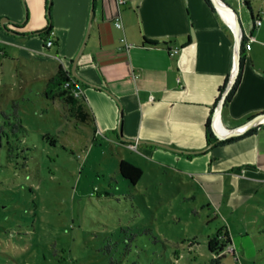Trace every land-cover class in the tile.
<instances>
[{"label":"crops","instance_id":"obj_1","mask_svg":"<svg viewBox=\"0 0 264 264\" xmlns=\"http://www.w3.org/2000/svg\"><path fill=\"white\" fill-rule=\"evenodd\" d=\"M226 1L240 12L245 34L240 70L219 113L237 34L207 0H0V53L16 55L22 75L47 82L63 66L75 76L81 95L70 89L57 95L76 120H92L95 140L129 148L121 122L123 136L135 140L133 149L148 163L202 182L226 175L246 202L264 187V122L228 141L209 137H217V118L229 130L264 113V0ZM49 13L50 33H36L48 27ZM124 158L143 169L141 180L139 157Z\"/></svg>","mask_w":264,"mask_h":264},{"label":"rangeland","instance_id":"obj_2","mask_svg":"<svg viewBox=\"0 0 264 264\" xmlns=\"http://www.w3.org/2000/svg\"><path fill=\"white\" fill-rule=\"evenodd\" d=\"M47 82L0 53V125L15 100L25 125L19 147L0 143V264H264V187L244 202L226 175L203 183L95 140ZM125 156L145 168L137 186Z\"/></svg>","mask_w":264,"mask_h":264},{"label":"trees","instance_id":"obj_3","mask_svg":"<svg viewBox=\"0 0 264 264\" xmlns=\"http://www.w3.org/2000/svg\"><path fill=\"white\" fill-rule=\"evenodd\" d=\"M209 3L212 4L211 0H207ZM249 4V3H247ZM49 12H50V5H49ZM52 29L51 25V15L49 13V25L43 31H37L36 33H50ZM154 44V43H152ZM71 78L75 79L77 82L78 79L75 76H72L69 71H67L63 66L59 68L56 74H54L47 83L46 93L53 95L57 94H64V92L68 91V88L65 87V83L69 81ZM3 111V110H2ZM4 121L0 125V143L2 142V136L7 137L8 145L10 146V150L14 146L19 147V142L22 141V138L19 137V132H23L25 130V125L23 124V119L21 116V105L19 101L15 100L13 103V111L12 113L4 112ZM209 137V141H218L217 137ZM232 138L226 139V141ZM225 141V140H222ZM119 172L121 176L127 180H129L132 186H136L137 182L143 175V169L138 166L137 164L131 162L128 159H121L119 162ZM232 239L228 234L226 240L221 244L218 249L212 247V240L209 241L210 250L213 252H219V250H224L225 246L228 244H232Z\"/></svg>","mask_w":264,"mask_h":264},{"label":"water","instance_id":"obj_4","mask_svg":"<svg viewBox=\"0 0 264 264\" xmlns=\"http://www.w3.org/2000/svg\"><path fill=\"white\" fill-rule=\"evenodd\" d=\"M211 2L213 3V5L215 6V8L217 9V11H219L222 15V9L229 11L233 14L234 19L236 21V25H234L235 27V31L237 34V39H236V44H235V62H234V66H233V70H232V74H231V78L229 81V84L227 86V89L225 90L218 106H217V113H219L223 107V104L225 102V98L227 93L229 92L232 84L234 83L236 76L240 70V65H241V54H242V46H243V40H244V34H245V30H244V26L241 20V15L240 12L233 7L230 3H228L226 0H211ZM250 11L252 12V7H249ZM251 19L255 20V16L253 14H251ZM5 19H2V23H4ZM6 20H11L9 18H6ZM227 20V19H226ZM81 79V77H79ZM82 80L86 81L85 79L82 78ZM88 82V81H86ZM92 84V83H91ZM93 86H97L95 84H92ZM122 116L120 117L121 120ZM264 122V113H261L257 116H255L253 119H251L250 121H248L247 123H245L244 125H241L237 128L234 129H229L227 130L224 134L219 133V131L216 130L215 128V133L217 135L218 140H225L234 136H238L241 135L243 133H245L247 130L254 128L255 126L260 125L261 123ZM120 136L123 140L125 141H130V142H135V140L129 139L125 136H123L122 131H121V122H120ZM136 142L138 143H143V142H150V143H156L159 144L161 146L176 150V151H180V152H186V153H198L200 151H189V150H183L177 147H173L171 145L168 144H164V143H160V142H156V141H151V140H136ZM216 142L212 143L215 144Z\"/></svg>","mask_w":264,"mask_h":264},{"label":"built area","instance_id":"obj_5","mask_svg":"<svg viewBox=\"0 0 264 264\" xmlns=\"http://www.w3.org/2000/svg\"><path fill=\"white\" fill-rule=\"evenodd\" d=\"M115 23L116 25L119 27V28H122L124 29V22H123V19L120 15H118L115 19ZM256 23L257 24H261L262 23V19H257L256 20ZM122 41L125 43L126 47H130L132 46V44H130L129 42H127V39L125 36L122 37ZM53 43L52 40H50L48 42L49 45H51ZM179 49L176 47L173 49V52H177ZM65 87L70 89L72 94L75 95L76 97H79L81 95V88L79 87V84L77 83V81L73 78H71L69 81H67L65 83ZM130 147L132 148H136L137 147V144L136 143H130L129 144Z\"/></svg>","mask_w":264,"mask_h":264},{"label":"bare ground","instance_id":"obj_6","mask_svg":"<svg viewBox=\"0 0 264 264\" xmlns=\"http://www.w3.org/2000/svg\"><path fill=\"white\" fill-rule=\"evenodd\" d=\"M221 11H222V15L229 21V23H231L233 26L236 25V21L231 12L223 10V9ZM216 128L221 134H224L227 131V129H225L223 125L221 124L219 118H217V121H216Z\"/></svg>","mask_w":264,"mask_h":264}]
</instances>
